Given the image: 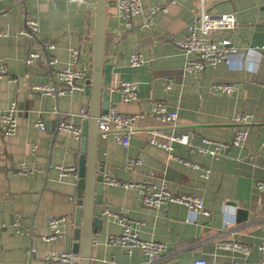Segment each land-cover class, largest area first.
<instances>
[{"label": "crops", "instance_id": "crops-1", "mask_svg": "<svg viewBox=\"0 0 264 264\" xmlns=\"http://www.w3.org/2000/svg\"><path fill=\"white\" fill-rule=\"evenodd\" d=\"M141 1L144 11L133 15L132 26L127 27L116 0H107L104 57L111 64V78L104 87L110 105L139 116L126 148L112 132L99 135L96 158L104 176L122 182H164L175 194L200 197L208 213L174 202L158 208L145 206L135 185L106 182L100 207L126 209L140 238L164 242L166 248L155 259L157 264L200 259L207 264H259L258 246L264 244V191L256 187L257 180L264 181V0L205 4L213 12L234 13L240 26L214 34L228 38L237 49L199 74L184 71L186 55L175 43L197 16L199 0ZM154 5H165L166 10L157 11L151 25L139 27L148 7ZM28 17L38 22L34 36L23 32ZM94 26L95 0H0V64L6 70L0 77V111L12 99L18 107L15 132L3 135L0 131V220L7 224L0 227V264H45V254L63 251H74L79 257L80 239L73 234L79 227L74 214L80 137L57 129L55 120L81 127L85 119L81 110L89 101L84 91L86 77L78 80L82 89L57 98L32 85L55 82L57 71L69 63L70 48L80 50L77 64L90 71ZM32 50L39 51L41 58L26 63L24 58ZM134 50L143 58L136 66L129 63ZM52 57L55 61L49 63ZM121 79L137 82L136 100L124 101L118 91L109 90ZM168 80L171 87L166 89ZM215 81L233 82L235 90L211 92L209 85ZM156 99L176 110L174 124H165L150 113V103ZM237 112L252 114L241 147L228 145L220 154L210 155L188 143L172 142V150L166 151L148 142L152 129L188 134L192 143H199L202 136L228 142L236 128L232 118ZM38 119L44 121L43 127L35 124ZM128 156L139 157L141 163L127 169ZM179 158L208 166L209 176L203 178ZM58 164L75 166L76 175L71 171L60 175ZM16 213L21 215L23 233L9 224ZM53 216H64L63 235L45 240L47 220ZM120 228L114 217L103 212L101 225L92 235L90 264H143L147 256L138 246L107 243V237ZM228 239L249 244L248 257L218 246Z\"/></svg>", "mask_w": 264, "mask_h": 264}, {"label": "built area", "instance_id": "built-area-1", "mask_svg": "<svg viewBox=\"0 0 264 264\" xmlns=\"http://www.w3.org/2000/svg\"><path fill=\"white\" fill-rule=\"evenodd\" d=\"M78 2H86L88 0H75ZM217 0H199L200 10L193 21L186 25L185 34L175 40V43L182 49L186 55L184 63V71L199 74L207 66H215L218 62L226 60L227 56L237 49V45L230 42L226 37L215 38L220 30L224 29H237L240 22L232 12H213L205 5L208 2ZM117 11L124 18V24L131 27V17L135 14H140L144 11L141 0H116ZM165 5H154L148 7V12L143 21L139 25L148 26L153 23V15L157 11H165ZM38 31V22L36 19L28 17L24 21L23 32L28 36H34ZM49 48L53 44H48ZM80 50L78 48H70L69 50V63L63 68L59 69L56 73V81L51 84H33L32 89L38 90L42 93L50 94L55 98L63 96L76 89H82L78 83L79 79L86 76L87 68L78 65ZM41 53L32 50L24 58L26 63L32 62L35 59H40ZM55 58H49L48 62L52 63ZM143 62L141 53L134 50L129 56V63L132 66L139 65ZM5 66L0 64V77L5 73ZM171 82L168 80L165 83V88L169 89ZM110 91H118L124 101L136 100L137 82L129 79H121L116 84L109 88ZM211 92L231 93L235 90V84L227 81H215L209 85ZM17 102L12 99L6 109L0 111V131L3 135H11L15 132L17 127ZM149 111L156 118L160 119L165 124H174L177 118L176 110L169 108L167 103L163 100L156 99L151 101ZM83 118L88 117V113L81 110ZM138 113H122L116 109L114 104H109L108 108L101 112L98 118V129L100 135L104 136L108 132H112L114 136L120 141L122 146L126 148L129 144V135L134 127V122ZM232 121L236 124L234 134L230 141L225 142L222 140L212 139L202 136L199 143H192L189 141L188 134L176 135L173 133L164 132L159 129L150 130L148 142L163 150L171 151L172 142H182L190 144L194 150L207 153L210 155L220 154L222 149L228 145L241 147L247 136V125L252 121V114L249 112H237ZM39 127L44 126V121L38 119L35 123ZM58 129L70 132L74 137L79 138L81 135V128L78 125L69 121H59ZM35 150V145L32 146ZM179 160L193 168H196L203 178H207L210 173V168L193 162L188 159L179 158ZM141 163L139 157L128 156L125 160V167L133 169ZM60 175H64L71 171L76 175L75 166L56 165ZM25 170V168H23ZM25 170L24 172H26ZM104 182L109 184H122L123 186L135 185L140 195V201L143 205L158 208L166 202L180 203L193 209L195 212L208 213L203 206L202 199L193 194L181 193L175 194L169 190L164 182H155L146 180L142 182H122L117 178L107 175L104 176ZM256 187L264 191V181L257 180ZM106 214L114 217L120 224V232L110 234L107 237V243L111 245H121L127 248L138 246L142 252L147 256L143 264H157L155 259L166 248V244L162 241L152 238H140L138 231L135 227L133 220L128 216L127 210L122 208L117 211L103 210ZM64 216H53L48 218L47 224L49 227L48 234L44 235L45 240H52L63 235L62 224ZM13 226L14 230L18 233H23L25 230L22 227L21 215L16 213L9 223ZM7 224L0 220V227H5ZM218 246L228 249L232 252H238L247 258L250 253V245L237 239L221 240ZM261 253V260L259 264H264V244L258 246ZM78 258L77 253L74 251H63L59 253L45 254L43 259L45 264H71ZM158 264H172V263H158ZM183 264H207L204 260H195L191 263ZM232 264H239L233 262Z\"/></svg>", "mask_w": 264, "mask_h": 264}, {"label": "water", "instance_id": "water-1", "mask_svg": "<svg viewBox=\"0 0 264 264\" xmlns=\"http://www.w3.org/2000/svg\"><path fill=\"white\" fill-rule=\"evenodd\" d=\"M107 0H95V26L92 68L86 73L84 91L89 101L83 111L88 117L81 123L80 154L77 161V208L74 221L79 226L73 236L79 238L78 259L71 264H90L92 235L102 222L103 210L100 207L103 190V166L96 158L97 142L100 135L98 118L109 102V92L104 87L110 83L111 64L105 61ZM56 121V127L59 120ZM58 129V127H57ZM242 212L241 209L238 210ZM80 224V225H79Z\"/></svg>", "mask_w": 264, "mask_h": 264}]
</instances>
